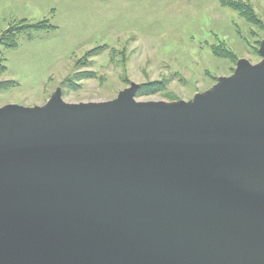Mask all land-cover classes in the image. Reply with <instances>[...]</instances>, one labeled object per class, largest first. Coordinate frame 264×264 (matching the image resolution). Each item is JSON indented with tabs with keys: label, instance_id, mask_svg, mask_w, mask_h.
<instances>
[{
	"label": "water",
	"instance_id": "water-1",
	"mask_svg": "<svg viewBox=\"0 0 264 264\" xmlns=\"http://www.w3.org/2000/svg\"><path fill=\"white\" fill-rule=\"evenodd\" d=\"M258 52L187 101L0 106V264H264Z\"/></svg>",
	"mask_w": 264,
	"mask_h": 264
},
{
	"label": "rangeland",
	"instance_id": "rangeland-1",
	"mask_svg": "<svg viewBox=\"0 0 264 264\" xmlns=\"http://www.w3.org/2000/svg\"><path fill=\"white\" fill-rule=\"evenodd\" d=\"M247 2L258 22L219 0H0V37L13 23L55 26L18 34L16 47L1 38L0 106L43 105L58 87L67 102L104 101L131 82L161 84L138 100H190L237 60H261L264 0Z\"/></svg>",
	"mask_w": 264,
	"mask_h": 264
},
{
	"label": "trees",
	"instance_id": "trees-1",
	"mask_svg": "<svg viewBox=\"0 0 264 264\" xmlns=\"http://www.w3.org/2000/svg\"><path fill=\"white\" fill-rule=\"evenodd\" d=\"M222 4L234 9L237 11L241 16L245 17L251 22H258L259 18L256 16L254 13L252 7L250 4L247 2V0H219ZM24 20V19H23ZM55 28L54 25L48 23L47 21L41 20L37 21L34 23H29V22H18V23H13L10 24V26L7 27V29L3 32L1 35L2 41L5 45L8 47H16L17 45V37L18 34L24 32V31H30V30H47ZM102 47H95L90 50H88L85 54V58L88 56H93L95 55L98 51L101 50ZM92 73L91 72H82L78 73L76 77H91ZM71 78H66L63 80V84H69ZM3 86V83L0 84ZM160 82H147V83H142L140 84L136 96H144V95H150L154 92H156V89L159 87Z\"/></svg>",
	"mask_w": 264,
	"mask_h": 264
}]
</instances>
